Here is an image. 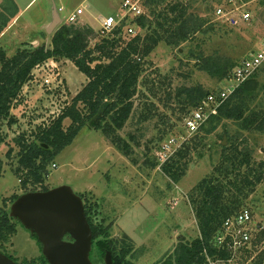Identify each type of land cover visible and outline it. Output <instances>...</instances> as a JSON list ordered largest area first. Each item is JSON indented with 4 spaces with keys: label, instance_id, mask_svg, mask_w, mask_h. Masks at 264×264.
Instances as JSON below:
<instances>
[{
    "label": "rangeland",
    "instance_id": "obj_1",
    "mask_svg": "<svg viewBox=\"0 0 264 264\" xmlns=\"http://www.w3.org/2000/svg\"><path fill=\"white\" fill-rule=\"evenodd\" d=\"M30 1L0 0V48L6 51L9 59L19 49L50 47L53 34L66 25L69 15L78 9L84 11L78 19L79 25L91 27L85 22L87 20L93 26L97 38L93 45L107 35L102 32L103 19L111 16L122 19L123 0H34L26 8ZM174 1L169 0V3ZM214 6L216 10L225 11L221 18L214 13L204 16L211 19L214 31L198 34L196 42L185 43L180 48L161 43L144 60L133 115L114 135L126 140L131 152L125 154L110 137L89 125L48 168L44 187L52 190L68 186L83 196L84 206L92 208L94 226L104 234L92 244V264H106L107 256H112L108 248L101 251L99 243L116 246L117 251L132 245L125 264H159L180 243L193 242L200 237L192 197L198 198L196 186L219 167V143L224 142V137L212 135L209 137L212 149L196 150L195 136L199 131H189L186 126L194 110L179 102L176 90L201 85L218 95L229 86L226 81L199 71L191 52L206 56L219 52L240 63L264 41V0H222V4L214 3ZM54 9L61 23L49 33ZM246 13L250 15L249 20L243 18ZM137 30L139 33L138 27ZM257 81L259 98L253 107L264 103V65L257 72ZM87 83V77L66 59L49 61L33 71L32 80L12 105L11 115L16 123L9 126L5 122L0 130L4 138L0 146V209L8 208L10 214L15 201L31 192L30 188L23 189L15 174L20 152L17 142L23 136L33 142L38 127L57 118ZM70 124L65 121V128ZM236 128L230 125L232 133ZM223 131L220 127L219 133ZM244 137L255 150L254 161L264 162V133L254 130L245 132ZM226 143L228 145L227 137ZM168 146L169 151L164 149ZM181 150L188 154L182 160L186 165L185 174L175 183L163 173L162 166ZM234 177L231 176V180ZM246 193L248 196L242 199V206L237 210H249L253 226L260 228L255 234L256 246L240 254L236 264H264V181L252 191L247 189ZM13 219L18 222L17 234L4 246V252H0L18 264H31L32 261L41 264L43 245L19 219Z\"/></svg>",
    "mask_w": 264,
    "mask_h": 264
},
{
    "label": "trees",
    "instance_id": "obj_2",
    "mask_svg": "<svg viewBox=\"0 0 264 264\" xmlns=\"http://www.w3.org/2000/svg\"><path fill=\"white\" fill-rule=\"evenodd\" d=\"M214 3L220 5L222 0H175L170 3L169 0H141L144 10L142 16L124 21L95 45L93 41L97 38L94 30L77 22L62 25L53 34L50 47L42 45L30 51L19 49L11 59L0 48V130L5 122L9 126L16 123L11 115L13 102L17 101L23 87L32 80L33 71L38 66L52 60L66 59L88 80L71 105L65 107L48 125L38 127L33 134V142L24 136L17 142L20 152L15 174L23 189L30 188L31 192L39 189L48 191L44 183L49 174V166L89 125L110 137L125 154L131 152V145L114 135L123 129L133 115L144 60L161 43L180 48L185 43L196 42L198 34L207 35L214 31L211 19L204 17L211 13L217 16ZM129 24L136 26L135 35H126L125 27ZM137 27L141 32L138 33ZM143 30H146L145 34H142ZM190 56L197 60L195 66L199 71L226 82L232 77L235 68L244 61L235 63L219 52L208 56L191 52ZM210 94L214 93L201 85L183 86L176 90L179 102L191 110H196ZM258 98L259 82L256 73L221 103L217 115L200 127L195 136L196 150L212 149L209 141L212 135L220 139L226 136L228 145L219 143L220 165L212 175L196 186L198 198L192 197L200 237L193 242L180 243L159 264H207L208 256L223 259L230 256L227 251L219 250L215 237L228 217L242 211L237 208L242 206V199L248 196L247 189L252 191L264 181V162L254 161L255 150L244 137L245 132L254 130L264 133V103L253 107ZM67 120L71 124L66 129L64 123ZM230 125L237 127L234 133L230 131ZM220 127L224 130L222 133H219ZM3 143L4 138L0 134V146ZM187 155L181 150L162 166L163 173L175 183H179L185 174L186 165L182 160ZM1 171L0 161V175ZM231 176H235L234 180H231ZM85 213L94 242L103 232L94 226L92 208L85 205ZM17 226L18 222L10 217L9 210L0 209V250L3 252L4 246L16 236ZM98 247L101 251L105 248L111 251L113 264H125L132 252V245H125L120 251L116 250V246L111 247V244L106 246L99 243ZM39 261L48 264L44 257ZM31 264L37 262L32 261Z\"/></svg>",
    "mask_w": 264,
    "mask_h": 264
},
{
    "label": "water",
    "instance_id": "obj_3",
    "mask_svg": "<svg viewBox=\"0 0 264 264\" xmlns=\"http://www.w3.org/2000/svg\"><path fill=\"white\" fill-rule=\"evenodd\" d=\"M60 23L61 18L54 9L48 32L51 33ZM223 145H227L226 136ZM10 217L19 219L25 229L36 235L49 264H92V229L83 199L70 187L25 194L11 206ZM67 236L70 241L65 240ZM0 264L18 263L0 252ZM106 264H113L110 254Z\"/></svg>",
    "mask_w": 264,
    "mask_h": 264
},
{
    "label": "built area",
    "instance_id": "obj_4",
    "mask_svg": "<svg viewBox=\"0 0 264 264\" xmlns=\"http://www.w3.org/2000/svg\"><path fill=\"white\" fill-rule=\"evenodd\" d=\"M232 2V1H231ZM63 11V8H60ZM84 14L82 9H78L76 12L71 13L67 18V24H74L78 22L80 16ZM144 14V10L141 6V0H123L120 6V16L122 19L116 20L115 17H107L101 21L102 32L111 33L113 30L122 24L124 21L128 22L130 19H135ZM217 16L224 17L225 11L221 8L217 9ZM244 20H249L250 15L248 13L243 15ZM126 35H135L136 26L131 24L125 27ZM264 64V42L261 47L254 50L250 57L242 62L241 65L235 68L233 75L228 79L229 86L220 94H210L202 104L192 112V118L187 120V129L192 132L199 131L200 127L204 125L212 116L217 115L218 107L226 101L230 95H232L240 85L249 80L255 75ZM45 65V64H44ZM38 66L36 69L41 68ZM50 84V81L47 82ZM173 143H177L172 140ZM168 147H164L169 151ZM173 154V153H172ZM170 159V157H169ZM168 159V160H169ZM54 168L56 165L53 166ZM257 228L253 226V217L249 210H242L233 216L228 217L220 231L215 237L216 246L219 250H225L229 253L227 259L223 258H211L207 257V264H236L239 255L250 250L255 243H257L256 233ZM256 246V245H255Z\"/></svg>",
    "mask_w": 264,
    "mask_h": 264
},
{
    "label": "crops",
    "instance_id": "obj_5",
    "mask_svg": "<svg viewBox=\"0 0 264 264\" xmlns=\"http://www.w3.org/2000/svg\"><path fill=\"white\" fill-rule=\"evenodd\" d=\"M17 1H18V0H17ZM33 1H34V0H31V1L29 2V4L26 6V8H27V7H28ZM17 3H18V2H17ZM18 4H19V3H18ZM26 8H25V9H26ZM76 11H77V10H76ZM89 16L92 17V16H94V15H93V14H91V15L89 14ZM94 17H95V16H94ZM50 20H51V18H50ZM85 22H87V24H89L91 27H93L92 24H91L89 21L86 20Z\"/></svg>",
    "mask_w": 264,
    "mask_h": 264
},
{
    "label": "flooded vegetation",
    "instance_id": "obj_6",
    "mask_svg": "<svg viewBox=\"0 0 264 264\" xmlns=\"http://www.w3.org/2000/svg\"><path fill=\"white\" fill-rule=\"evenodd\" d=\"M18 181H19V180H18ZM19 182H20V184H21V181H19ZM35 192H46V191H41V190L39 189V190H37V191H35ZM9 208H10V207H9ZM7 209H8V208H7ZM65 240H67V241L69 240V241H70V237L67 236V237L65 238Z\"/></svg>",
    "mask_w": 264,
    "mask_h": 264
}]
</instances>
